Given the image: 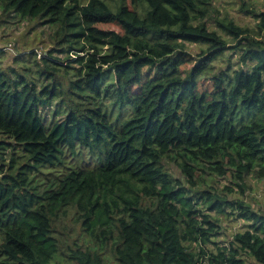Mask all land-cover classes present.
Returning a JSON list of instances; mask_svg holds the SVG:
<instances>
[{"label": "trees", "instance_id": "1", "mask_svg": "<svg viewBox=\"0 0 264 264\" xmlns=\"http://www.w3.org/2000/svg\"><path fill=\"white\" fill-rule=\"evenodd\" d=\"M68 1L0 0L3 14L56 25L66 55L64 70L39 56L40 82L0 63V264H58L55 225L70 211L96 246L73 237L77 264H104L106 247L118 264H264V209L208 183L230 173L242 192L264 176V11L257 32L232 19L220 32L203 21L209 0H128L143 15ZM213 213L240 230L218 240Z\"/></svg>", "mask_w": 264, "mask_h": 264}, {"label": "rangeland", "instance_id": "2", "mask_svg": "<svg viewBox=\"0 0 264 264\" xmlns=\"http://www.w3.org/2000/svg\"><path fill=\"white\" fill-rule=\"evenodd\" d=\"M77 2L78 5L82 6L88 2V0H69L68 3ZM111 11L116 12L117 9L123 5H128L131 9H135L139 15H143L144 11L148 8L146 3L132 6L129 1L126 0H105ZM212 6V12L207 18L204 17L203 21L206 23L209 29L218 30L221 32V28L218 26V21L224 19H232L235 24L247 27L252 32L259 30V17L257 14L264 11V0H209ZM99 28L113 29L120 31V28L115 23H98L96 24ZM58 29L56 25L48 23L44 24L41 19H21L20 17H13L12 13H2L0 7V63L5 66H14L17 70L26 67L27 71L36 77V81L40 82L42 76L39 71L44 63L42 57L48 56L49 59L55 58L57 62L61 63L60 69L64 70L65 63V52H59L57 48L60 47V43H57L61 33H57ZM260 38L264 39V30L259 31ZM229 44L232 42L230 40ZM33 50L35 55H28ZM186 51L189 52L193 57H197L200 48L197 44L186 45ZM51 52V53H50ZM73 57L71 53L68 55ZM49 65H52V61L49 60ZM25 63V64H22ZM38 63V65H37ZM219 63V62H218ZM191 63L187 64L186 67H190ZM144 75L149 77L154 76V69H143ZM40 78V79H39ZM108 81L112 80V75L106 77ZM209 81H199V88L208 86ZM57 106V101L53 102L52 107H45L42 111L45 122L48 123L52 118V111ZM63 115H59L58 118H62ZM7 152H11L7 149ZM10 153L7 154L9 156ZM168 169L172 176L181 177L180 172L174 162L167 163ZM230 173H227L226 177H221L218 182L214 180L208 181L209 184L216 187L218 192L223 191V188H232L233 192L228 193L227 199L240 198L247 202L255 210L264 209V176L258 175L257 173L246 175L244 180V189L242 192L239 188L231 182ZM228 210H231L228 207ZM219 218L220 226L222 227L221 234L218 240H227L232 234L240 230L241 222L237 221L234 216L221 215L213 213ZM226 225V227H224ZM56 235L60 238V251L55 253L53 261H58V264H77L74 261L67 258L68 246H71L73 237L78 245L86 246L90 249H95L96 246L90 240L89 235L82 229L76 222L74 212L70 211L67 217L57 220L55 225ZM70 234V235H68ZM72 248L73 245H72ZM104 257V264H118L111 253L109 247L102 250ZM248 260H251L247 257Z\"/></svg>", "mask_w": 264, "mask_h": 264}]
</instances>
